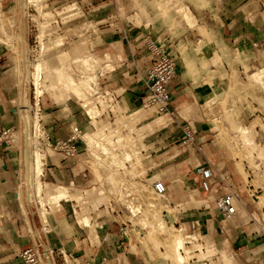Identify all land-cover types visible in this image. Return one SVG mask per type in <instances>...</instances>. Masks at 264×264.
I'll use <instances>...</instances> for the list:
<instances>
[{
	"label": "crops",
	"instance_id": "crops-1",
	"mask_svg": "<svg viewBox=\"0 0 264 264\" xmlns=\"http://www.w3.org/2000/svg\"><path fill=\"white\" fill-rule=\"evenodd\" d=\"M79 2L83 5L82 7H85L83 1ZM90 2L97 9L92 15L95 25L100 27L99 30L108 28L102 29L93 39L94 56L86 53V57L94 66V76H96L98 65L111 63L112 68L109 72L98 73V80L100 89L105 90L104 93L108 90L112 94V109L109 115L113 119L115 117L118 120L132 121L131 115H135L134 118L143 117L139 107L144 90L141 74L148 58L147 39L163 43L178 56L177 76L170 85V111L172 112L170 121L163 128L150 129L151 132L146 133L142 143L147 149L143 153L150 155L152 160L161 156L160 150L164 147H168L169 152L179 148L177 150L179 155L171 154V156L176 155L171 159L175 171L170 179H167L170 206L174 204L177 209L170 217L162 206L160 213L164 222H172L175 226L181 222L186 224L199 220L205 236L214 242L217 249L222 250L227 247V252L234 258L236 264H264V230L257 226L256 222L248 221V218L259 214L255 211L251 212L250 209L241 208L238 203L237 206L241 210L239 211L238 208L231 221L226 220V227L222 228L213 204L217 196L216 181L210 178L212 192L206 194L201 186L204 178L196 170L200 166L208 167L205 162L207 158L216 164L215 168L227 185L233 180L229 166L230 158L225 152L220 151V144L212 137L214 124L207 117V113L218 103L224 102L228 106L235 105L236 112L242 104L243 111L240 110L242 113L240 117L243 119H246V115L249 117L252 114H259L254 112L257 107L255 102L249 99L245 101L244 96L234 95L230 91L229 63L235 48L250 51L249 46L252 43L250 37L256 40L261 35L259 24L263 21L264 1H259L258 9H254L245 0H219L217 3L212 0H187L188 7L194 12L196 19L193 26H189L182 19L174 25L177 19L175 16L172 19H165L158 14V19H150L154 16L152 9L159 12L157 3L161 2L160 0H90ZM9 5V0H0V16L8 13ZM105 6L109 9L107 14L103 10L106 9ZM65 13H69V8L59 15ZM102 13L104 16L101 15ZM140 14L145 20H141L140 25H135L139 22L137 16ZM111 25L115 27L113 30L110 29ZM83 42L84 40H81L79 44ZM254 47L255 45H253L254 51L258 50ZM76 62L80 65V61ZM108 66H100V69ZM15 70L17 71V68L12 60L10 49L0 42V134L14 129L18 119L16 110L19 90L16 85ZM67 75L73 77L71 73H61L60 80L67 78ZM75 81L73 82L77 84V79ZM245 108L248 109V113H245ZM62 109L60 108V111L50 109L44 117L46 129L52 138L68 137L72 132L70 129L72 124L67 125L68 122H73L71 113L64 119L63 114L59 115ZM147 119L148 117L141 118L140 121ZM161 119L156 118L143 128L159 124L162 122ZM185 123H189L195 135L200 138V141L193 146L182 144L181 125ZM80 128L81 126L78 127ZM103 128L100 129L103 130ZM79 143L80 141H77L78 145ZM133 146L137 151L140 143L134 142ZM163 160L165 159L156 160V167L145 174L153 169L165 167L166 162L162 163ZM20 168L25 170L24 160L21 164L20 155L1 142L0 264H23L17 254L34 247L17 200L18 194L15 192L21 173ZM23 173L26 176L25 171ZM238 179L240 180V177ZM48 189L50 190L47 193L52 198L53 195L50 192H53L56 199L65 197V194L70 195L72 202L81 199V193L76 195L70 191H61V189L68 190L65 188ZM79 191L82 192V190ZM238 220L239 223L234 227V223ZM29 221L31 223L30 218ZM51 223L56 245L51 243L48 244L49 247L63 250L79 261H89L91 264H156V260L148 250L144 249L146 245L142 241H132L129 236H125L122 241L119 239L118 227L125 222L119 220L117 215H109L102 221L103 224L99 222L101 224L98 226L99 234L101 232L106 234L103 240L100 235L101 241L96 244L84 237L83 228L87 225H82L81 229L78 221H74L70 214L63 213L62 217L52 220ZM126 224L127 229L132 227L131 224ZM133 229L145 230L139 225H135ZM212 262L220 263L217 260ZM212 262L206 263L212 264Z\"/></svg>",
	"mask_w": 264,
	"mask_h": 264
},
{
	"label": "rangeland",
	"instance_id": "rangeland-1",
	"mask_svg": "<svg viewBox=\"0 0 264 264\" xmlns=\"http://www.w3.org/2000/svg\"><path fill=\"white\" fill-rule=\"evenodd\" d=\"M9 1L10 5L8 8V13L0 16V42L6 44L8 49H10L12 60L17 68V63L19 64L18 61L20 58L18 53L19 45L17 47L19 41H17L16 43V38L18 33H22L25 30H23V24L21 25L22 20L20 19L22 15L20 10L17 11L19 17L16 16L19 19L17 20V22L15 20L16 0ZM79 1H83L85 7H82L83 5ZM160 1L161 2L157 3L158 7L156 6L159 9V12L152 9L154 16L150 19H158V14H160V16H164L165 19H172L175 16L177 19L175 20L174 25H177L180 19H182L189 26H193L196 23L194 12L188 7L189 5L187 4V0ZM212 1L217 3L219 0ZM259 1L264 0H245V2H249L248 5H252L254 9H258V4L260 3ZM41 3V11L52 12V15L49 16L50 18H55V15L66 12V10L71 6L78 5L81 11H79L80 14L66 18L63 21H61V18L67 17L68 15L72 14V12L65 13L64 15H59V17H57L59 23L54 25V29L56 30V34L58 36H63V38L59 37L56 41L51 43V45H54L57 41H62L63 45L46 54H44V48L46 47V45L45 47L41 45V58L43 57L42 61H45V63L47 64V68L40 69V58V61L36 63L37 74H35V79H38L35 82H37L38 84L36 83L37 86L34 87L31 83H28V87L30 88L27 87V95L23 93V90L20 91L19 101L21 100L20 98H24V96L28 98L29 96L30 102L32 104H34L35 102V117H39L40 114V129L43 133L50 134L46 129V123L44 120L45 115L49 113L48 110L53 109L54 111H60V108H63L62 112H59V115L60 113L61 115L63 114L64 116L62 115V117L65 119L66 117H69L67 115L71 113V118H73L71 119L73 122H66L67 125L72 124L70 128L72 131L70 136H78L80 137V139H82V134H95L94 132L98 131L101 127H104L103 130L105 129L106 133L99 138L108 144H112V146L115 144V146L113 147H116L117 151L115 150V152L120 156L119 159H122L119 153L122 154L123 151L131 152V148L134 149V142L140 143V148L137 150L136 155L131 154V160L124 162L125 166L128 169V172L122 169H118L119 167L117 165L111 166L106 156L101 155L102 153L100 154L98 151H95L94 153L93 150H91L90 144L88 142H86V145H88L87 148H85V145L83 144V142L81 143L79 138L77 141H80L79 146L82 147V150L74 160L60 162L61 156L58 155L57 152L54 151L56 155L50 151L44 152V162L49 163L50 158L48 157H51L50 160L52 161V163L59 167V169L50 171V174L56 175L55 177L57 181H53L54 183L46 185V188L41 192V194H37L39 203L35 201L33 204H31V202H29V191L26 189V187H24V179L26 177L24 176L23 172L25 171L26 176H29L28 163V167L24 166L26 168L25 170L22 168L23 172L20 173L21 176L19 175V178L17 180V188L15 189V192L16 194H18V203L19 198H21L27 209L28 218H30L31 224L33 222V226L35 227H39L40 220L38 221L37 217L39 216L40 212H42V210L44 212L45 208L46 212L44 213L49 216L50 224V229L45 235L47 244L55 243L54 245H56L55 237L53 235V232L51 231V229H53L51 221L58 220L63 216V213L70 214V217H74L75 221H78V223L80 224H78V226L81 229L83 228L82 225H87L85 228H83L84 237L88 238L94 244L101 241V239L103 240L104 234H106L103 232L99 234L98 226L101 225L99 224V222L102 223V221L105 220V218H108L109 215H117L119 217V220H122L125 223H127L128 221L131 223L132 227H128L126 236H129L132 241H142L144 245H146L144 249L148 250L151 256L156 260V264H178L176 263L174 254L172 252V245L174 239L178 235L176 228H179L181 226L184 228L187 227V225L181 222L178 225L173 226L172 222L164 223L160 219V210L162 206L164 207V210L170 215V217L173 215L177 208L174 204H172L171 206L168 204L171 203V200L168 197V193L165 199H160L152 195L151 183L154 181V179H164L166 186L169 185L167 179H170L172 173L175 171V168H173L174 163L171 159H173V157H175L176 155H179L177 151L179 150V148H175L173 149V151L169 152L167 151L168 147H164L160 150L162 151L161 156L157 159L152 160L150 155H146V153H143V151H146L147 149L144 148V145H142L143 138L146 136V133H149L150 129H160L165 127L166 125H168L170 117L165 118L164 121L160 122L159 124H154L147 128H143V126L157 118L156 116H151L150 112H142V114L140 113L141 116H143L140 118H134L135 115H131L130 118L132 119V121L124 119L118 120L115 117L113 119L109 115V111L112 109V94H110V91L108 90H106V93H104L105 90L102 91V89H100L98 80V73L100 72L101 74H104L109 72V70L112 68L111 63H101L97 66V70L95 72L99 87V95H105L107 97V99L106 97L103 98L104 107H99L101 114L97 118L90 119V117L86 115V108H83L81 106L82 102H77L73 97L67 98L65 95H61V90L59 91L57 89V86L55 87V84H51L52 82L54 83L55 80L59 81V75L61 73H71L74 82H76L75 79H78V76H82L77 69L79 62L74 61L77 60V58L80 56L79 52H76V47L79 46L77 44H79L81 40H84V46L81 53H91V55L94 56V52L92 51L93 39L100 33V31H102V29H106L108 27H104L99 30L100 27L95 25L92 15L97 9L93 7L90 0H42ZM180 6L186 8L185 13H187V9L191 11L189 19L185 18V14L180 16L176 13L175 9ZM27 10L26 12L28 18L25 19L26 38L28 39V45L30 46L31 40L35 35H37V27L31 19L32 15H37L38 11L36 12V9L33 6H30ZM103 10L106 11H104L105 14H107L109 11L108 8ZM103 14L104 13H102L101 15L104 16ZM148 14L149 13H147L146 15L149 17ZM137 19L139 22H137L135 25H140L139 23L141 22V20H145V18L141 14L137 16ZM262 19V23L259 24L261 35H259L258 39L256 40L250 37L252 43L249 47H251V50L247 51L243 48H235L234 51H232L229 63V78L231 81L230 91L234 93V95L237 94L239 96H244L245 101L249 99L251 102H255L257 107L254 112H259V114H252L253 116L250 115L249 117H247V115L245 114L246 119H243L242 117H240L242 115V113L240 112V110H242V104L239 105L240 109H237L238 112H236L234 108L235 105L228 106L226 103L221 102L220 104L218 103L216 107H213V109H210L208 111L207 117L214 124L212 137L216 139L220 144V151L225 152L230 158L229 166L233 174V180L228 185L229 188L232 187L238 193L239 204L241 208L250 209L251 212L255 211L257 212V214H259L248 218V221L250 223L256 222L257 226L263 228L264 230V96L261 92V86L255 81L254 74L250 73L253 68H256L259 65H264V13L262 15ZM114 28V25H111L110 29L113 30ZM51 30L53 29L49 28L45 30V33H48ZM65 36H67V39L65 38ZM78 36H80V38ZM253 45H255L254 48H258V50L254 51ZM38 46L39 44H37V48L29 47V49L31 48V53L29 55L24 54L27 56V60L33 62L36 57ZM46 49L47 47L45 48V50ZM27 63L28 62L25 63L26 66ZM106 65L109 66L105 69H100V66L105 67ZM39 70H41V73L39 72ZM257 71L259 72V70ZM16 72L17 71L15 70V79H18ZM16 83H18L17 80ZM23 84H25V82ZM47 84L51 85L48 86L50 87L54 95L51 91H46L48 87ZM44 85L46 86V88ZM43 86L46 90L43 88ZM39 91L44 93H40ZM107 91L109 92L108 95ZM18 104L20 105L21 102H18ZM246 105H243V107H246ZM244 111L245 113H248L247 108H245ZM21 115L22 114H20V116ZM145 117H148V119L145 121H140L141 118ZM17 122L15 124V128L9 130L6 136L4 135L3 138H5L7 142L2 141V143L7 145L11 150L16 151V153L20 155V163L22 164V161H25L28 158V143L30 145V141L25 134L23 135L24 126H20V138L22 139V142L20 141L21 147L20 149L18 147L19 143L18 140H16L17 135L16 139L14 140V145H11L9 137L13 131L17 130ZM156 122L157 121H155V123ZM80 126L81 128L78 129V127ZM239 126H246L248 128L249 138H247V134L243 137L241 136L240 132L237 131ZM55 138L60 139L64 137ZM249 139L251 141H249ZM24 140L28 141L25 146ZM83 141L85 140L83 139ZM24 147L27 149V151ZM34 152L35 151H33V153ZM174 153L178 154L171 156V154ZM34 154L36 155H32V160L30 162L32 166L34 162V166L32 167L30 165V167H35L37 169L39 167V164L36 159L39 157L37 153ZM40 158H42V155ZM162 159H165L162 161V163L166 162L165 167H161L160 169H153L151 170V172L145 174L148 170L156 167V160ZM35 163L38 164V167ZM40 163L42 165L43 161H40ZM41 165L38 170L34 169L33 171H36L38 173L41 170ZM82 170H85L87 177L83 180L81 178H77L75 183H78V185L70 183L71 178L67 177L66 175H70L71 171L78 175V173L82 172ZM159 170L160 172L158 173ZM20 177L22 179V182L19 185ZM48 177L49 174H45L44 172L43 177H41L42 182H51L49 181ZM238 177H240V180L238 179ZM78 181H80V183ZM18 185L21 187H19ZM58 187L65 189L75 188L76 190H82V192L80 191L81 199L79 201L74 200V202H71L72 198L69 194H65V197L62 198L60 197L57 199H53L47 193V191L50 190L48 188L56 189ZM19 195H21L22 197ZM92 203H96L100 209L97 211H92L90 207ZM149 205H153V208H150ZM128 207H132L136 210L135 213L131 212L136 216L133 217L130 214L129 211H131V209ZM238 208L239 207H237V209ZM71 209H73V214ZM238 210L240 211L241 209L239 208ZM137 212H139V214H136ZM154 214H156V216H154ZM229 221L231 220H228V222ZM160 223L161 225H159ZM238 223L239 220L234 223V227H236ZM42 224L43 223H41V225ZM135 225H139L145 230L136 231L135 229H133ZM220 225L222 226V228L226 227V223L222 221ZM200 233L205 236V233L203 231H200ZM124 238L125 236L122 238L119 237L121 241L124 240ZM227 249V247L222 250L214 248L213 257L215 258H205L206 250L198 251L197 247L188 245L186 249L182 250V255L184 256V263L182 264H209L206 262H212L215 260H221L223 264H232V262L234 263L235 261L234 258L227 252ZM222 254L224 255V258L222 257ZM228 255L229 257H227ZM225 259H227V261H225ZM51 263L56 264L53 257ZM212 264L216 263L212 262ZM234 264H236V262Z\"/></svg>",
	"mask_w": 264,
	"mask_h": 264
},
{
	"label": "bare ground",
	"instance_id": "bare-ground-1",
	"mask_svg": "<svg viewBox=\"0 0 264 264\" xmlns=\"http://www.w3.org/2000/svg\"><path fill=\"white\" fill-rule=\"evenodd\" d=\"M41 1L42 0H19V1L16 0V6H15V9H16L15 10L16 11L15 12V18L16 19L15 20L17 22V20L19 19L17 11L19 10V5H20V11H21V15H22L20 20H22L21 25L23 24L22 27H24L23 30H25L22 33H18L17 38H16L17 39L16 43H17V41H19L17 44V47L19 45V52L18 51L17 52L19 53V58H20L18 61L19 64L17 66V72H16L17 76H18V79H16L18 83H16V85L17 84L19 85V87H18L19 92L23 90V93H25V94L27 93L26 91H28V88H30V87H28V83H31L34 87H36L38 84L37 82H35L36 80H38V79H35L36 78L35 74H37L36 73L37 72L36 63L38 61H40V58H41V53H40L42 51V50H40L41 45H43V47H45V45H46V47H47L46 50H45L46 47L44 48V52H45L44 54L49 53L52 50H54L55 48L63 45L62 41H60V42L57 41L54 45H51V43L56 41L59 37L63 38V36H58L56 34V30L54 29L55 28L54 25L59 23V20H57V17H59V16L55 15V18L52 19L49 17L50 15H52L51 11H45V12L41 11V7H42ZM169 1H173V0H169ZM19 2H20V4H19ZM30 6H33L36 9V12L38 11L37 15H32V19H31V20H33V22L35 23V25L37 27V39H38V44H39L38 49L36 51V57L33 60V62L27 60V56H26V55H29L31 53L30 49H29L28 41L26 38V20H25L26 15H27L26 10ZM187 10H188L187 13H185L186 8L182 7V6L177 7L175 9L177 14H179L180 16L185 14V18L189 19L190 15H191V11L189 9H187ZM79 11H81V10H80L78 5L69 7V13L72 12V14L68 15V17L76 16L77 14H80ZM16 16H18V17H16ZM63 20H65V19L61 18V21H63ZM49 28H52L53 30H51L49 33H45V29H49ZM87 30H90V29H87ZM78 37L80 38V36H78ZM65 38L67 39V36H65ZM78 45L79 46L76 47V52L78 51L80 56L77 58L76 61H80L79 71H80V74L82 76L78 77L77 84L73 82L70 75H67V78H65V79L62 78L61 80L59 79V81L55 80V82L54 83L52 82L51 84H55V87L57 86V89L59 91L61 90V93H60L61 95H65L67 98L73 97V98H75V100L77 102H82L81 106L83 108H86V110H85L86 115L88 117H90V119H94V118H97L98 116H100L101 112H100L99 107L100 106H101V108L104 107L103 106V100H104L103 98L106 96L105 95H102V96L99 95L98 82L96 80V76H94V71H95L94 66L91 63H89L90 59L88 57H86L87 54L81 53L83 46H84V42L80 43ZM15 46H16V44H15ZM24 54H26V55H24ZM42 58H41V64H39V65H41L40 69L41 68L46 69L47 64L45 63L44 60L42 61ZM26 62H28L27 66L25 64ZM257 70H259V72ZM39 72L41 73V70H39ZM250 73L254 74L255 81L261 86V92L264 96V65H259L256 68H253ZM24 82H25V84H23ZM22 85H24V86H22ZM48 85L51 86L50 84H47V86ZM44 86H43V88H44ZM49 86L47 87V90L45 89L46 86L44 89L46 91L49 90L52 92V90L50 89ZM40 93H44V92H40ZM34 94H35V92H34ZM52 94H53V92H52ZM107 95H108V93H107ZM20 99H21L20 101H17V103L21 102V104L20 105L18 104V106H17V115H18L17 121H18L19 127L17 128L16 131H13L11 133V135L9 137V139H10L9 141H10L11 145H14V140L16 139V135H17L16 140H18V143H19L18 147L20 149L22 139L20 138L21 130L19 128H20V126H24L23 135L25 134L30 141V145H29L28 141L24 140V146L26 145V143H28V158L24 161V166H27V164L29 163V168H28V172H29L28 175L29 176H25L26 178L24 179V182H25L24 187H26V189L29 191V202H31V204H33L35 201H37V203H39L37 194H41V192L46 188V185L54 183L53 181H55V182L57 181L55 174H52V177H50V176L48 177L49 181H51L48 183H43L42 178H41V177H43V174H44V165H45V162H44L45 159L43 158L44 152L50 151V152L54 153L55 155H56V153L52 149L50 150V148H45L43 145V142H41V139L44 137V134L42 133V130L40 129V114H39V117H35V107H36L35 102H34V104H32L29 100V96H28V98L24 96V98H20ZM106 99H107V97H106ZM34 101H35V97H34ZM103 110H105V109H103ZM20 114H22V115L20 116ZM20 117H21V121H20ZM237 131L240 132L242 137L246 134L248 135V128L246 126H242V127L239 126ZM105 133H106L105 129L104 130L99 129L95 134L82 135V137H81L82 140L83 139L85 140V141H83L85 148L88 145V144L86 145V142H88L90 144L91 150H93L94 153H95V151H98L100 154L102 153L101 155L106 156L108 159V162L111 166L117 165L119 167L118 169H122V170H125L126 172H128V169L125 166L124 162L131 160V154L136 155L137 151L135 149H131V152L123 151L122 154L119 153L122 157V159L121 158L119 159L120 156L118 155V153L115 152L116 147L115 148L113 147V146H115V144L112 146V144H108L99 138L102 135H104ZM247 138H249V135ZM119 139H117V140H119ZM250 139H249V141H251ZM25 150L27 151L26 148H25ZM33 151H35L34 153H37V155L39 157L37 159L34 157L36 159V161H38L39 167H38V164L35 163L38 168H40V165H41L40 161H43V163L41 165V170L38 173L36 171H33L34 169H36L35 167L32 168L34 166V162H33V166L30 163L32 160L31 159L32 155H36L33 153ZM38 153L39 154L42 153V154L39 155ZM41 155H42V158H40ZM48 158L51 159V157H48ZM30 165L32 167H30ZM38 168L36 170H38ZM20 172H23L22 169L20 170ZM21 182H22V179H20L19 185ZM78 182L80 183V181H78ZM70 183L78 185V183H75L74 181H70ZM19 187H21V186H19ZM73 190H75V191H73ZM61 191H64V192L70 191L73 194L80 193L79 190H76L74 188H69L68 190L61 189ZM50 194L53 195V199H56V196L53 194V192H50ZM19 196H21V195H19ZM19 206L22 210L23 219L26 223L28 233L31 236V238L33 239L34 247H35L38 255L40 256L42 263L43 264H52L51 263L52 262V256L50 254L51 250H50V248L46 242V238H45L46 233H48V230L50 229L49 216L46 213H44V212H46L45 208H44V212H43V210H42V212H40L39 218L37 217L38 221L40 219L41 223H43L42 226H41V223L39 221V227H35V226H33V222L31 225V223L29 221L27 209H26L24 203L22 202L21 198H19ZM90 207H91L92 211H97L99 209V207L97 206L96 203H92ZM128 208L131 209L132 213L136 212V210L134 208H132V207H128ZM71 211L73 214V209H71ZM235 214H236V212L233 215H229V216L225 217L221 221L225 223L226 220L227 221L231 220ZM73 219H74V217H73ZM74 221H75V219H74ZM159 225H161V223ZM176 231H177L178 235L174 239V242L172 245V252L174 254L176 263H178V264L184 263V256L182 255V250L186 249V247L188 245L197 247L198 251L206 250L205 258L213 257V251H214V248H216V246H215L214 242L210 241L206 236L202 235L199 232L192 233L189 231V229L187 227L183 228L182 226L179 228H176ZM44 246H45V248H44ZM222 257L224 258V255ZM227 257H229V255ZM227 259H225V261H227ZM225 261H224V263H225ZM234 263L232 262V264H234ZM220 264H223V262L221 260H220Z\"/></svg>",
	"mask_w": 264,
	"mask_h": 264
},
{
	"label": "built area",
	"instance_id": "built-area-1",
	"mask_svg": "<svg viewBox=\"0 0 264 264\" xmlns=\"http://www.w3.org/2000/svg\"><path fill=\"white\" fill-rule=\"evenodd\" d=\"M27 18L28 16L26 15V19ZM37 44L38 39L37 35H35L31 40L29 47L37 48ZM146 51L148 58L147 63L143 66L141 74L144 90L140 98L139 110L146 113L150 112L151 116L162 118L161 120L164 121L165 118L172 116V112L170 111V85L177 76L178 56L163 43H156L151 39L146 40ZM181 133L182 144L185 146H193L200 141V138L195 135L189 123L181 125ZM7 134L8 130L0 134V143L6 141L3 137ZM43 134L44 137L41 139V142H43L44 147H48L57 152V154L61 156L60 162L74 160L82 150V147L77 144L78 138L80 139L78 136H68L56 139L52 138L48 133ZM80 141L83 140L80 139ZM205 162L208 165L207 168L200 166L196 170L204 178L201 186L206 194L212 192L210 178H213V180L216 181L217 196L215 197L213 204L215 214L217 215L219 223H221L222 219L229 215H233L236 212L237 204L239 203V195L232 187L229 188L224 182V178L215 168V163L207 158H205ZM54 169H59V167L53 164L49 159V163H45L44 165L45 174H49V176L52 177L50 171ZM68 177L71 178V181L76 182L77 178L83 180L87 175L85 170L79 172L78 175L71 171V174ZM151 193L157 198L165 199L168 193V187L165 184V180L154 179L151 183ZM168 204L170 205V203ZM149 207L153 208V205H149ZM129 212L133 217L136 216L135 214H132L131 211ZM136 214H139V212ZM154 216H156V214H154ZM160 219L164 222L162 216ZM127 223L131 224L130 222ZM186 224L188 225L189 231L192 233H200V231H202V225L199 220H194ZM126 232L127 224L123 223L118 227V233L122 238L126 236ZM50 250L56 264H91L89 261H79L72 255L66 254L63 250L52 248H50ZM17 257L22 260L23 264H43L35 247L19 252Z\"/></svg>",
	"mask_w": 264,
	"mask_h": 264
}]
</instances>
